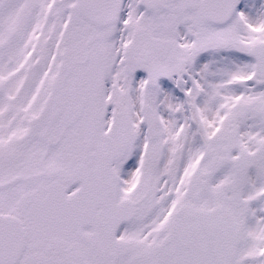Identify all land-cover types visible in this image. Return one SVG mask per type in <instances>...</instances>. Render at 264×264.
Returning <instances> with one entry per match:
<instances>
[{"label":"snow or ice","instance_id":"obj_1","mask_svg":"<svg viewBox=\"0 0 264 264\" xmlns=\"http://www.w3.org/2000/svg\"><path fill=\"white\" fill-rule=\"evenodd\" d=\"M0 264H264V0H0Z\"/></svg>","mask_w":264,"mask_h":264}]
</instances>
